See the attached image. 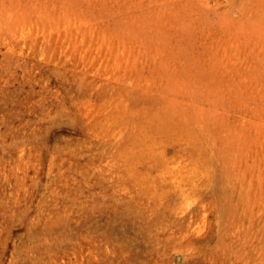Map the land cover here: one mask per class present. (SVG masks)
<instances>
[{"label":"rangeland","instance_id":"rangeland-1","mask_svg":"<svg viewBox=\"0 0 264 264\" xmlns=\"http://www.w3.org/2000/svg\"><path fill=\"white\" fill-rule=\"evenodd\" d=\"M0 264H264V0H0Z\"/></svg>","mask_w":264,"mask_h":264}]
</instances>
